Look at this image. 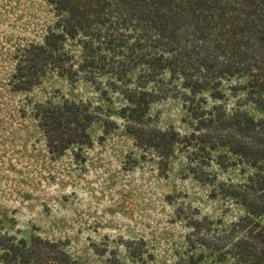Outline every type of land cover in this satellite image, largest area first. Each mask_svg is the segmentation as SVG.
Returning a JSON list of instances; mask_svg holds the SVG:
<instances>
[{
    "label": "rangeland",
    "instance_id": "1",
    "mask_svg": "<svg viewBox=\"0 0 264 264\" xmlns=\"http://www.w3.org/2000/svg\"><path fill=\"white\" fill-rule=\"evenodd\" d=\"M56 21L47 0H0V227L65 242L74 264H107L109 255H98L94 247L115 251L121 264H140L125 247L130 241L144 242L151 255L144 257L147 264H174L188 250V238L194 240L196 221L230 231L244 209L219 187L244 183L255 170L228 148L202 144L207 138L191 115L220 106L264 117L243 89L244 80L223 82L220 100H213L209 89L189 96L192 104L177 81L169 85L164 77L166 98L149 83L146 89L158 98L147 112L145 136L151 129H171L184 141L193 139L190 146L177 145L172 158H162L126 131L121 117L126 102L104 78L92 83L49 72L28 91L13 88L15 57L28 45L41 44ZM66 49L77 65L81 48L68 41ZM136 77L137 72L130 74L132 81ZM64 100L85 104L94 122L89 145L57 155L47 147L36 109ZM194 252L203 255V264L232 263L229 257L219 261L209 249Z\"/></svg>",
    "mask_w": 264,
    "mask_h": 264
},
{
    "label": "trees",
    "instance_id": "2",
    "mask_svg": "<svg viewBox=\"0 0 264 264\" xmlns=\"http://www.w3.org/2000/svg\"><path fill=\"white\" fill-rule=\"evenodd\" d=\"M47 1L57 21L41 44H30L15 57V90L32 89L49 72L92 83L104 78L106 87L126 102L121 108L126 131L139 146L168 159L177 145L190 146L193 139L184 141L171 129H151L145 136L147 112L158 98L146 89L149 83L166 98L164 77L169 85L177 81L192 104L189 96L209 89L212 99L220 100L223 82L244 80L243 89L264 111V0ZM68 41L81 48L77 65L66 49ZM133 72L135 81L130 79ZM36 110L50 153L61 155L72 146L90 144L94 118L85 104L64 100L38 105ZM192 114L200 123L197 131L207 138L202 144L211 150L228 148L255 173L244 183L219 187L225 198L244 209L230 231L206 219L196 221L194 240L188 238V250L174 264H203V255L194 254L197 248L217 252L219 261L229 257L231 264H264V117L253 118L240 108L226 112L220 106ZM125 247L140 264H147L144 257L151 258L143 241H130ZM94 251L108 254L107 264H121L115 251L98 247ZM0 264L74 261L65 242L38 234L26 238L0 227Z\"/></svg>",
    "mask_w": 264,
    "mask_h": 264
}]
</instances>
